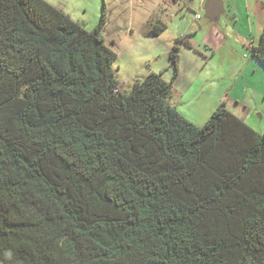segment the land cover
Listing matches in <instances>:
<instances>
[{
  "label": "trees",
  "instance_id": "obj_1",
  "mask_svg": "<svg viewBox=\"0 0 264 264\" xmlns=\"http://www.w3.org/2000/svg\"><path fill=\"white\" fill-rule=\"evenodd\" d=\"M106 19L0 0V264H264V131L169 102L184 37L122 90Z\"/></svg>",
  "mask_w": 264,
  "mask_h": 264
},
{
  "label": "rangeland",
  "instance_id": "obj_2",
  "mask_svg": "<svg viewBox=\"0 0 264 264\" xmlns=\"http://www.w3.org/2000/svg\"><path fill=\"white\" fill-rule=\"evenodd\" d=\"M47 1L62 9L87 30L92 29L96 24L102 8V0ZM104 2L107 13L110 6L119 4L118 0H104ZM202 6L200 0H161L155 13L153 12L147 20L150 27L153 22H162L165 25L164 30L158 35L149 31L145 24L140 25L137 22L125 25L128 28L124 31L119 20L111 18L106 24L105 41L111 44L109 34L112 32L115 39L113 49L117 54L113 63V72L119 80V87L122 90L127 89L124 83L129 82L130 76L146 74L149 70H163V74L170 78L168 50L174 39L184 37L191 46L180 44L179 54L190 68L189 73L186 69L188 79L182 78L177 85H172L169 102L196 125H202L215 107L224 102L227 110L262 133L264 131V66H260L262 70L246 69L245 59H251L252 56L245 51L247 56L243 57V47H241L242 52L239 51L238 54L237 40L231 36L226 43L230 44L233 64L224 66L219 51L213 58L214 65L211 68L208 65L204 66L205 57L211 52L210 48L205 47V42L213 40L211 37L217 29L214 21L216 17L208 18ZM113 10L115 15L118 10L120 12L123 10V17L133 16L136 20L138 14L145 8L135 5L131 7L126 3L122 9L114 7ZM195 13L200 17L195 18ZM243 28L244 24L241 20L238 19L234 24L230 16H227V23L224 25L226 32L239 33L238 29L242 32ZM214 41L218 44V48L223 45L217 37ZM217 62H221L222 67H217Z\"/></svg>",
  "mask_w": 264,
  "mask_h": 264
},
{
  "label": "crops",
  "instance_id": "obj_3",
  "mask_svg": "<svg viewBox=\"0 0 264 264\" xmlns=\"http://www.w3.org/2000/svg\"><path fill=\"white\" fill-rule=\"evenodd\" d=\"M177 1V0H176ZM119 4H115L114 6H110L108 8V13H107V19L105 22V25L103 27V34L104 37L105 35V30H106V24L109 23L110 19L112 18H117L119 20L120 25H123L124 31L128 28V26L125 25H132L134 22H137L140 25H146L149 28L150 31V26L147 24V20L151 17L150 15L154 12L155 9H157L159 3L161 0H118ZM201 2V0H200ZM128 3L129 6H138V7H144L145 10L138 14L136 17V20L134 17H123V10L120 12H116L113 10L114 7H119V9H122L123 5ZM143 3V5L141 4ZM203 3V2H202ZM142 5V6H140ZM221 9L219 10L215 21V26L217 29L214 33V35L211 37L213 40L205 42V47L210 48V53L206 55L205 57V63L204 66H207L211 68V66L214 65V56H217V53L219 52V56L224 61V66L226 65H231L233 64L234 59L232 58V54L230 52L229 43H226L228 41V38L231 36L232 38H236L237 40V47L239 50H236L237 53L239 54V51L242 52V48H244L242 55L243 57H246L247 54L245 51H248L250 53V48L251 46L256 43L258 40V37L260 36L261 33L264 32V0H221ZM203 8V7H201ZM137 14V13H136ZM150 16V17H149ZM227 16H230V19L236 24L237 20H241L242 24H244V31L238 29L239 33H235L234 31L226 32L224 30V25L227 23ZM156 18V17H155ZM222 19V20H221ZM119 27V26H117ZM131 29V28H130ZM218 38L220 42H222V46L218 48V44L216 41H214V38ZM109 39L111 41V44H109L112 48H114V42L115 39L113 38V33L110 32L109 34ZM187 39V38H186ZM222 47H225V49H222ZM206 48V49H207ZM235 49V48H234ZM181 52V51H180ZM117 55V54H116ZM251 55V54H250ZM252 56V55H251ZM117 57V56H116ZM219 58V59H220ZM116 60V59H115ZM245 68L246 69H258L262 70L260 66H264L261 62H259L255 57L252 56L251 59H245ZM216 61V60H215ZM221 62H217V67H222ZM186 69L187 73H189V67H187L186 61L183 60L181 54H179L178 58V73L176 77L173 80L172 85H177L180 79L184 78L187 80L188 78L186 77ZM144 74H133L130 76V80L128 83H124L126 87H129L130 84L132 83L134 78L141 77ZM163 76L166 79L167 78L164 74ZM117 78V77H116ZM118 80V78H117ZM119 83V80H118ZM190 84V83H189ZM188 84V85H189Z\"/></svg>",
  "mask_w": 264,
  "mask_h": 264
},
{
  "label": "water",
  "instance_id": "obj_4",
  "mask_svg": "<svg viewBox=\"0 0 264 264\" xmlns=\"http://www.w3.org/2000/svg\"><path fill=\"white\" fill-rule=\"evenodd\" d=\"M221 0H204L203 10L208 18L214 19L217 17L219 10L221 9Z\"/></svg>",
  "mask_w": 264,
  "mask_h": 264
},
{
  "label": "built area",
  "instance_id": "obj_5",
  "mask_svg": "<svg viewBox=\"0 0 264 264\" xmlns=\"http://www.w3.org/2000/svg\"><path fill=\"white\" fill-rule=\"evenodd\" d=\"M201 1L203 2L204 0H201ZM194 16H195V18H199L200 17V15L198 13H195Z\"/></svg>",
  "mask_w": 264,
  "mask_h": 264
}]
</instances>
